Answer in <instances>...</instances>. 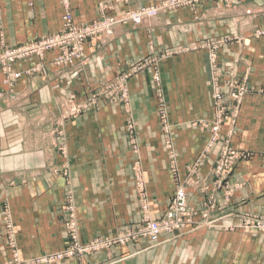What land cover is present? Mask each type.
Here are the masks:
<instances>
[{
  "label": "crops",
  "instance_id": "obj_1",
  "mask_svg": "<svg viewBox=\"0 0 264 264\" xmlns=\"http://www.w3.org/2000/svg\"><path fill=\"white\" fill-rule=\"evenodd\" d=\"M152 1L0 0V46L59 31L66 6L74 22L84 23L98 15L102 3L111 4L106 11L115 13ZM209 39L219 41L215 65L224 104L235 108L220 123L211 146L217 109L208 50L202 46ZM57 54L47 50L42 57L16 60L13 68L22 73L12 82L0 72V264L12 257L6 215L19 259L66 246L62 207L69 192L82 243L138 223L136 172L152 217L166 211L181 186L192 222L157 241L139 239L39 264H264V234L243 223L248 213H264V0H236L229 6L209 0L139 25L117 26L112 38L97 36L85 43L83 60L71 65L53 63ZM124 75V88H110L97 106L61 125L55 122L69 97L85 101ZM231 81L248 87L237 103L230 97ZM225 145L250 155L217 187L214 166ZM210 204L204 221L202 212Z\"/></svg>",
  "mask_w": 264,
  "mask_h": 264
},
{
  "label": "built area",
  "instance_id": "obj_2",
  "mask_svg": "<svg viewBox=\"0 0 264 264\" xmlns=\"http://www.w3.org/2000/svg\"><path fill=\"white\" fill-rule=\"evenodd\" d=\"M203 1L205 0H155V2L151 4L134 7L116 14H107L106 8H112V6L101 4L99 7V14L96 18L78 24L74 23L71 11L69 7L66 6L62 28L59 31L15 45H6L1 42L0 72L7 75L5 79L6 82H12V80L18 78L22 73V71L14 70L13 68V63L16 60L31 56L42 57L45 51L55 49L58 50V54L53 58V63L57 65H71L74 60H83L84 44L96 36L108 40L114 36L117 26L125 24L139 25L144 21L156 18L162 12L176 10L181 7L194 6ZM232 1L234 0H223L224 3H230ZM218 44L219 41L213 39H209L202 44V46L208 50L210 80L213 85L212 97L213 103L217 109V119L211 126L209 146L218 139L220 123L228 119V111H235L234 107L230 109L229 106L224 104L225 97L217 82L218 74L216 71L215 57ZM150 60L151 62H156L155 58H151ZM149 62L147 61L135 66V69L141 68ZM35 70L36 67L32 69V71ZM40 70L44 72L43 68ZM127 75L117 80L116 83H108L106 87L103 86L102 89L85 101L74 102L73 96L69 97L58 109L55 122L61 125L64 120L80 114L86 108L97 106L98 103H100L99 96H109L110 88L115 90L117 87H125V77ZM229 86L233 91L230 97L236 103L240 100L241 95L248 89L244 81L241 83L231 81ZM158 96V110L160 111L163 122L166 144L170 148L171 139L169 127L166 124L164 100L160 92ZM127 128L130 141L136 149V138L133 136L134 124L129 121ZM249 155L250 152L248 151H237L230 148L228 145L223 146L221 154L217 158L214 166V174L216 176L215 183L217 182V187H222V177L225 173L240 160ZM135 185L141 198V218L139 222L124 224L112 235L98 236L85 243L80 242L78 238L75 205L69 192L62 207L64 213V228L67 233L66 246L58 252L45 254L32 260H21L18 258L15 248L13 225L9 216L6 215L4 218V226L6 229L7 242L12 248V257L6 264L52 263L66 258L80 257L92 252L108 250L114 245H126L127 243L135 242L139 239L157 241L163 233L182 230L188 223L192 222L193 210L187 202L184 187L180 186L176 189L166 211L160 217L154 218L146 203L145 188L140 172L135 173ZM212 206L213 204H210L202 212L204 221L209 216V211H211ZM243 223L245 226L253 227L264 234V214L248 213L244 217Z\"/></svg>",
  "mask_w": 264,
  "mask_h": 264
},
{
  "label": "rangeland",
  "instance_id": "obj_3",
  "mask_svg": "<svg viewBox=\"0 0 264 264\" xmlns=\"http://www.w3.org/2000/svg\"><path fill=\"white\" fill-rule=\"evenodd\" d=\"M205 1H209V0H205ZM205 1H203V2H205ZM222 2H223V0H221ZM236 0H234V1H232V2H230V3H224V5H227V6H229L230 4H232V3H234ZM153 2H155V0H153L151 3H153ZM203 2H201V3H203ZM151 3H149V4H151ZM102 4H105V5H110V6H112L111 4H108V3H102ZM101 5V4H100ZM196 5H198V4H196ZM196 5H194V6H188V7H190V8H194ZM181 8H184V7H181ZM181 8H179V9H181ZM107 10H112V8H106ZM129 9H131V8H129ZM126 10H128V9H126ZM176 10H178V9H176ZM176 10H172V11H170V12H173V11H176ZM125 11V10H124ZM122 12V11H121ZM106 13L107 14H116V13H120V12H115V13H108L107 11H106ZM163 13V12H162ZM98 14H99V12H98ZM98 16V15H97ZM96 16V17H97ZM95 17V18H96ZM73 19V18H72ZM91 21V20H90ZM74 23H76V22H74ZM78 24V23H77ZM57 32V31H56ZM55 33V32H54ZM50 34H52V33H50ZM47 35H49V34H47ZM43 36H45V35H43ZM41 37V36H40ZM97 37V36H96ZM100 37V36H99ZM37 38V37H36ZM95 38V37H94ZM87 43V42H86ZM259 214H264V213H259ZM255 229V228H254ZM255 230H257V229H255ZM258 231V230H257ZM260 232V231H259ZM260 233H262V232H260ZM263 234V233H262Z\"/></svg>",
  "mask_w": 264,
  "mask_h": 264
}]
</instances>
